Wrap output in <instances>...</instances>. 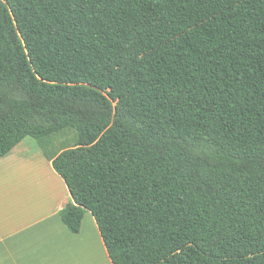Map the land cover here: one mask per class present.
Here are the masks:
<instances>
[{
	"label": "trees",
	"instance_id": "1",
	"mask_svg": "<svg viewBox=\"0 0 264 264\" xmlns=\"http://www.w3.org/2000/svg\"><path fill=\"white\" fill-rule=\"evenodd\" d=\"M26 137L111 264H264V0H0V157Z\"/></svg>",
	"mask_w": 264,
	"mask_h": 264
},
{
	"label": "crops",
	"instance_id": "2",
	"mask_svg": "<svg viewBox=\"0 0 264 264\" xmlns=\"http://www.w3.org/2000/svg\"><path fill=\"white\" fill-rule=\"evenodd\" d=\"M25 146L19 142L0 157V264H111L89 211L84 213L77 233L70 232L61 221L58 212L70 195L42 152L38 154L43 157L47 179L41 177L30 191L27 186L16 185L19 190L2 192L4 176L9 174L2 168L23 161ZM42 189L49 195L35 192Z\"/></svg>",
	"mask_w": 264,
	"mask_h": 264
},
{
	"label": "rangeland",
	"instance_id": "3",
	"mask_svg": "<svg viewBox=\"0 0 264 264\" xmlns=\"http://www.w3.org/2000/svg\"><path fill=\"white\" fill-rule=\"evenodd\" d=\"M73 134L71 132L60 133L49 139V143L47 142V148L54 147L65 143L63 146L59 148L67 147L72 145ZM22 145L25 146L27 150V156L23 161H15V164H9L8 166H3L2 170H9V174L7 177L4 176V186L2 192H11L16 191L19 188H16V185L21 187L22 185L27 186L28 191L32 190V186L34 184L40 183L41 177L45 176L47 179V173L45 170V164L43 162V157L38 154V151L41 152V147L37 144L36 140L31 137H26L21 141ZM14 161V160H12ZM40 161V163H38ZM8 167L9 169H5ZM40 174V176H38ZM42 183V182H41ZM43 184V183H42ZM41 184V185H42ZM40 185V186H41ZM43 188V187H42ZM36 190L35 192H42ZM58 191L59 188H58ZM49 192L40 193L41 195H46ZM49 195V194H48Z\"/></svg>",
	"mask_w": 264,
	"mask_h": 264
}]
</instances>
